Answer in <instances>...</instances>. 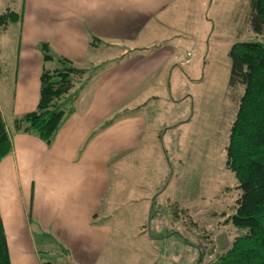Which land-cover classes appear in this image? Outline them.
<instances>
[{
    "label": "crops",
    "instance_id": "obj_1",
    "mask_svg": "<svg viewBox=\"0 0 264 264\" xmlns=\"http://www.w3.org/2000/svg\"><path fill=\"white\" fill-rule=\"evenodd\" d=\"M189 3L22 0L13 10L19 20L0 32V110L12 143L0 160V215L11 264H45L47 251L59 258L53 264H112L127 247L121 235L110 246L114 227L100 211L113 179L137 166L147 128L142 107L168 95L170 80H184V66L198 72L204 62L205 24L196 28H203L194 41L200 45L191 47L197 30L184 24ZM92 36L99 40L90 46ZM40 43L90 70L77 80L86 83L75 110L50 144L13 127L14 118L36 108L42 71L59 67L43 60ZM116 113L121 116L102 126ZM129 241V264H185L169 249L170 237L157 241L165 243L158 252Z\"/></svg>",
    "mask_w": 264,
    "mask_h": 264
},
{
    "label": "rangeland",
    "instance_id": "obj_2",
    "mask_svg": "<svg viewBox=\"0 0 264 264\" xmlns=\"http://www.w3.org/2000/svg\"><path fill=\"white\" fill-rule=\"evenodd\" d=\"M21 2L0 0V13L19 9ZM188 2L185 26L196 29L205 24L204 36L203 28L201 33L196 29L190 43L198 47L194 41L203 36L204 64L198 72L184 66V80H170L168 95L150 99L142 107L147 128L137 166L122 169L118 182L113 179L100 211L114 227L110 246L119 235L127 240V247L112 257V264L130 263L129 239L141 242L144 251L158 252L165 243L160 247L157 241L166 236L176 260L183 257L185 264L200 260L208 264L241 233L225 221L234 213L240 195L234 174L225 166V146L243 93L242 85H228L227 52L235 42L261 36L248 24L249 0ZM151 238V247L141 241ZM36 243L42 248L40 235ZM42 253L45 261L59 260L53 251Z\"/></svg>",
    "mask_w": 264,
    "mask_h": 264
},
{
    "label": "trees",
    "instance_id": "obj_3",
    "mask_svg": "<svg viewBox=\"0 0 264 264\" xmlns=\"http://www.w3.org/2000/svg\"><path fill=\"white\" fill-rule=\"evenodd\" d=\"M18 20L19 14L13 10L0 13V32ZM247 21L261 39L235 42L227 52L230 59L228 85H242L243 93L225 146V166L234 174L240 195L234 213L225 221L241 233L208 264H264V0H249ZM98 40L92 36L90 46ZM38 47L44 61L55 59L59 67L42 71L36 108L14 118L13 127L17 132L34 134L50 144L60 125L75 110L78 93L86 83L85 79L77 85V80L90 70L53 55L46 43ZM119 116L121 114L116 113L102 126ZM11 150L12 143L0 110V160ZM0 264H11L1 215Z\"/></svg>",
    "mask_w": 264,
    "mask_h": 264
}]
</instances>
